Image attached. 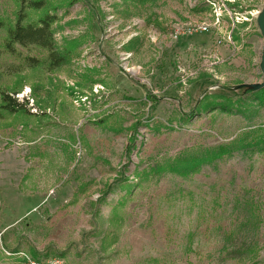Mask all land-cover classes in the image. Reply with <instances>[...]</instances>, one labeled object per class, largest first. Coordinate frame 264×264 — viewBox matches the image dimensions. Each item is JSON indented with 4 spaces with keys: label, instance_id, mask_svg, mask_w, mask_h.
<instances>
[{
    "label": "rangeland",
    "instance_id": "rangeland-1",
    "mask_svg": "<svg viewBox=\"0 0 264 264\" xmlns=\"http://www.w3.org/2000/svg\"><path fill=\"white\" fill-rule=\"evenodd\" d=\"M47 2L69 62L0 36V264H264V0Z\"/></svg>",
    "mask_w": 264,
    "mask_h": 264
},
{
    "label": "trees",
    "instance_id": "trees-1",
    "mask_svg": "<svg viewBox=\"0 0 264 264\" xmlns=\"http://www.w3.org/2000/svg\"><path fill=\"white\" fill-rule=\"evenodd\" d=\"M15 2L18 4V8L14 13V20L0 18V36L2 33L5 34L2 38V48L5 53L15 56L18 53V48H37L47 53L45 62L48 63L49 70L69 62L75 53L76 47L74 48L68 44L67 47L62 49L55 45L53 26L60 19L57 8H51L47 0H15ZM29 12L35 15L39 13V15L32 19L28 17ZM26 60L29 67H38L42 63L37 58H27ZM258 93L264 95L262 90ZM1 101V108L6 111L10 113L19 111L18 105L8 95L3 94ZM197 165L194 164L188 168L189 173L195 172Z\"/></svg>",
    "mask_w": 264,
    "mask_h": 264
},
{
    "label": "built area",
    "instance_id": "built-area-1",
    "mask_svg": "<svg viewBox=\"0 0 264 264\" xmlns=\"http://www.w3.org/2000/svg\"><path fill=\"white\" fill-rule=\"evenodd\" d=\"M208 32L209 26L207 24L188 21L184 24L175 25L171 31L170 38L171 40L176 41L183 37H189L194 34H206ZM5 254L9 257L16 255L20 258L21 264H63L60 259H54L44 263L37 262L29 258V256L23 252L12 253L5 251Z\"/></svg>",
    "mask_w": 264,
    "mask_h": 264
},
{
    "label": "water",
    "instance_id": "water-1",
    "mask_svg": "<svg viewBox=\"0 0 264 264\" xmlns=\"http://www.w3.org/2000/svg\"><path fill=\"white\" fill-rule=\"evenodd\" d=\"M261 30H262V36H263V45H262V52H261V57H260V68L264 76V15L261 18ZM262 87H264V79H263L262 84L255 86L254 88L258 90Z\"/></svg>",
    "mask_w": 264,
    "mask_h": 264
}]
</instances>
